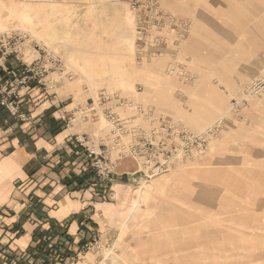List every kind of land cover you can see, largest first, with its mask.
Segmentation results:
<instances>
[{"label": "rangeland", "instance_id": "obj_1", "mask_svg": "<svg viewBox=\"0 0 264 264\" xmlns=\"http://www.w3.org/2000/svg\"><path fill=\"white\" fill-rule=\"evenodd\" d=\"M122 7L132 62L126 66L121 54L115 68H74L29 24L0 23V49L3 39L7 48L19 42L0 63V101L18 89L10 101L22 118L0 108L26 121L27 91L53 95L51 76L69 80L83 101L69 123L102 135L75 137L86 165L75 188L97 205L87 214L91 223L95 217L119 230L117 240L102 241L91 224L78 247L66 226L49 234L39 228L43 254L1 246L0 253L9 264H264V0H128ZM82 47L98 49L92 41ZM102 57L88 54L87 64ZM28 68L38 73L27 75ZM87 145L109 153L111 173L92 169ZM40 204L31 198L26 208Z\"/></svg>", "mask_w": 264, "mask_h": 264}, {"label": "crops", "instance_id": "obj_2", "mask_svg": "<svg viewBox=\"0 0 264 264\" xmlns=\"http://www.w3.org/2000/svg\"><path fill=\"white\" fill-rule=\"evenodd\" d=\"M127 1L72 4L63 0H0V23L29 24L49 46L70 62L72 58L74 68L119 67L121 54L126 55L127 66L132 62V34L123 27L122 5ZM91 41L98 45L97 50L82 47ZM68 52L79 55L76 59ZM93 53L96 58L103 56L104 63L97 60V64L88 65L87 55ZM30 57L36 58V53ZM50 78L55 81L54 96L34 88L26 92L22 103L26 121L11 118L0 108V246L14 252L35 249L39 244L36 235L39 228L49 234L59 233L66 226L68 239L72 237L73 245L78 247L89 238L92 225L99 226L102 241L117 240L119 236L117 226L106 228L95 217L90 218L93 223L87 219L88 213L98 209L97 205L91 203L90 194L75 188L83 181L86 166L84 150L78 147L75 137L102 135L97 133L96 126L69 123L75 108L83 101L72 90L69 80ZM80 80L88 83L85 78ZM31 198L41 203L38 210H27ZM43 216L50 222L40 221ZM5 256L0 253V264H9Z\"/></svg>", "mask_w": 264, "mask_h": 264}, {"label": "built area", "instance_id": "obj_3", "mask_svg": "<svg viewBox=\"0 0 264 264\" xmlns=\"http://www.w3.org/2000/svg\"><path fill=\"white\" fill-rule=\"evenodd\" d=\"M3 40L4 41L1 43V47L4 48V50L0 49V63L6 60V57L8 56V54L11 53L12 50L16 48V46L19 48V42L17 40H15L16 44H14L10 48H7L5 45L6 39H3ZM7 42L10 43V41H7ZM25 71L27 75L38 73L37 68H28ZM44 77L45 76L43 75H38L37 77H34V80H37L39 83L38 85L42 86V88H44L45 90L51 91L53 89V86L51 83L45 82ZM16 82H17V86H23L26 83V78L19 79ZM17 90L18 89H12L9 91V93L7 94L4 93L5 94L3 96L4 99L0 101V107L7 109L13 116H18L19 118L20 117L22 118L21 115H18L17 106L12 101H10V99L12 98L11 96L15 95ZM104 97L107 100L109 99L108 98L109 96L107 94L104 95ZM86 140L87 139L85 137L78 138L79 144H81V146H86ZM86 151H87L86 159L88 163L90 164L92 169H94L100 176H105L112 172L113 165H112V159L109 153H106V154L103 152L100 153L98 152L96 148L88 147V145H87ZM155 172H159V169H156Z\"/></svg>", "mask_w": 264, "mask_h": 264}, {"label": "trees", "instance_id": "obj_4", "mask_svg": "<svg viewBox=\"0 0 264 264\" xmlns=\"http://www.w3.org/2000/svg\"><path fill=\"white\" fill-rule=\"evenodd\" d=\"M45 234H48V232H45ZM46 246H47V244L41 243L35 249H30L29 252L33 253L34 251H37V252H41L43 254Z\"/></svg>", "mask_w": 264, "mask_h": 264}, {"label": "bare ground", "instance_id": "obj_5", "mask_svg": "<svg viewBox=\"0 0 264 264\" xmlns=\"http://www.w3.org/2000/svg\"><path fill=\"white\" fill-rule=\"evenodd\" d=\"M130 5V4H129ZM78 122V121H77Z\"/></svg>", "mask_w": 264, "mask_h": 264}]
</instances>
